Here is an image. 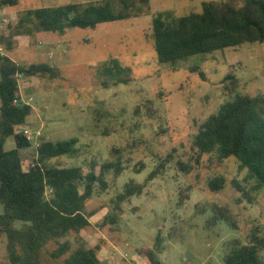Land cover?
I'll return each mask as SVG.
<instances>
[{"label":"rangeland","instance_id":"rangeland-1","mask_svg":"<svg viewBox=\"0 0 264 264\" xmlns=\"http://www.w3.org/2000/svg\"><path fill=\"white\" fill-rule=\"evenodd\" d=\"M101 1L21 0L19 6L1 10L0 36H8L10 26L28 9ZM209 1L237 6L244 2L151 0L147 16L103 23L95 30L73 28L63 36L15 35L10 50L0 43V57L26 67L49 64L61 71L59 80L19 77L20 102L35 111L18 127L28 132L32 143L23 157L27 164L34 162L45 141L77 140L73 155L46 165L78 167L84 175L94 171L104 180L105 185L96 184L87 206L92 225L78 236L91 245L103 244L101 264H149L144 252L157 245L163 264H224L228 242L246 243L253 226L264 231V194L251 193L249 200L233 186L237 160L217 165L214 156L205 155L197 163L193 150L201 126L222 104L236 94L264 95V43L197 56L177 71L161 65L154 49L156 17L199 13ZM230 75L237 78L232 95L224 89ZM14 148L9 138L5 149ZM117 160L125 168L119 177L112 170L101 173L104 164ZM215 178L225 180L218 192L209 188ZM127 185L142 187V193L125 201L112 230L103 231L104 217L113 212ZM220 210H227L229 222L220 219ZM6 243L5 235L0 236V264L8 262ZM56 248L50 244L43 251L44 264L60 263L50 256Z\"/></svg>","mask_w":264,"mask_h":264},{"label":"trees","instance_id":"trees-1","mask_svg":"<svg viewBox=\"0 0 264 264\" xmlns=\"http://www.w3.org/2000/svg\"><path fill=\"white\" fill-rule=\"evenodd\" d=\"M151 0H104L87 5L40 7L22 12L8 36H0V43L13 47V36L36 33L65 35L70 29H92L103 23H114L150 15ZM241 6L232 1L204 2L202 11L183 17L160 14L153 20L154 49L161 65L179 70L183 62L197 56H208L225 49L238 48L246 43H264V0H243ZM21 0H0V11L15 8ZM0 236L7 243L6 264H44L43 251L50 244L57 248L50 253L59 264H101L102 243L91 245L78 236L91 227L93 214L87 209L98 182L104 180L91 171L84 175L78 167L47 166L46 161L73 155L77 140L42 142L34 162L27 164L23 151L31 148L25 130L34 109L20 102L19 77H39L59 80V68L49 64L22 66L8 57H0ZM195 71V69H193ZM225 86L228 94L235 91L234 76ZM12 138L16 148L6 150ZM196 162L214 156L217 165L236 159L238 178L233 186L245 198L251 193L264 194V95L236 94L209 117L193 140ZM101 173L112 170L119 177L125 168L121 160L102 166ZM155 174H151L152 180ZM225 180L215 178L209 183L212 192L223 189ZM137 189V190H136ZM119 194L112 213L100 225L103 231L112 230L122 205L130 197L141 194L142 187ZM227 212V210H224ZM221 210L220 219L230 221ZM161 237L158 235L157 241ZM75 241L78 242L75 244ZM157 247L144 252L149 264H163ZM224 264H264V231L253 226L247 242L235 239L227 243Z\"/></svg>","mask_w":264,"mask_h":264},{"label":"built area","instance_id":"built-area-1","mask_svg":"<svg viewBox=\"0 0 264 264\" xmlns=\"http://www.w3.org/2000/svg\"><path fill=\"white\" fill-rule=\"evenodd\" d=\"M0 16H1V11H0ZM2 23H3V22H2V20H1V18H0V27H1ZM3 51H4V50H3V47L0 46V55H3ZM27 133H28V132L25 131V134H26L28 140L30 141L31 138L28 136Z\"/></svg>","mask_w":264,"mask_h":264},{"label":"crops","instance_id":"crops-1","mask_svg":"<svg viewBox=\"0 0 264 264\" xmlns=\"http://www.w3.org/2000/svg\"><path fill=\"white\" fill-rule=\"evenodd\" d=\"M1 35V34H0Z\"/></svg>","mask_w":264,"mask_h":264}]
</instances>
